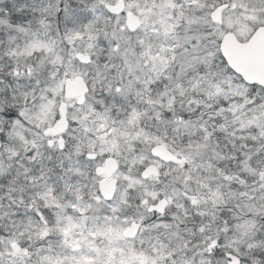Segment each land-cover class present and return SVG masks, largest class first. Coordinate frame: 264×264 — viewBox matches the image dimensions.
Returning <instances> with one entry per match:
<instances>
[{
  "label": "clouds",
  "instance_id": "clouds-1",
  "mask_svg": "<svg viewBox=\"0 0 264 264\" xmlns=\"http://www.w3.org/2000/svg\"><path fill=\"white\" fill-rule=\"evenodd\" d=\"M258 33L264 0H0L3 264L97 221L132 264H264V84L224 55Z\"/></svg>",
  "mask_w": 264,
  "mask_h": 264
},
{
  "label": "snow or ice",
  "instance_id": "snow-or-ice-1",
  "mask_svg": "<svg viewBox=\"0 0 264 264\" xmlns=\"http://www.w3.org/2000/svg\"><path fill=\"white\" fill-rule=\"evenodd\" d=\"M191 3H195V0H190ZM179 3V0H177ZM215 9L210 13L213 20L219 18V9L213 5ZM95 8L92 9V13H95ZM111 12L115 13L118 11L117 8H111ZM129 27H135V18L129 15ZM189 23H196L197 18L193 17L188 21ZM77 35H79L77 33ZM230 38H225L224 46V55L228 57V63L232 64V67L236 69L237 72H242L245 78H256L260 83L264 84V35L257 34V37H253V45L246 46L242 48L240 45L235 44L234 42L229 43ZM257 41L258 44H257ZM103 43V41H101ZM191 43L195 45L196 41L192 40ZM114 48H116L115 40L112 41ZM251 49V50H248ZM258 55L259 62L254 59ZM81 60L87 61V56H81ZM223 60V57H221ZM31 69H29V72ZM74 81H69V90H73L75 86ZM119 91V88H117ZM0 117L11 122L16 118V113L10 109H5L0 112ZM7 128V125L5 126ZM4 139L3 135L0 134V141ZM63 147V145H61ZM102 190H104V185H101ZM110 193L107 190H104V196L107 198ZM163 203V201L161 202ZM108 204L111 205V200H108ZM75 208V205H73ZM151 210V209H150ZM112 211H115V208H112ZM105 224L109 222V217H104ZM135 225H133V228ZM90 236L85 237L83 232L81 236L76 239L66 240L63 244L54 243L49 246L47 249L42 250L38 255L41 257V264H132L131 254L126 256L125 252L120 250L116 244L111 242H106L103 245H100L98 242H93L91 236L99 234L101 236L108 237L110 241L113 236L120 237L129 235L130 231L127 228H116V227H102L97 221L96 227L89 229ZM65 236L70 237V232L65 229ZM3 234L0 233V236ZM12 249L15 252H20L21 249L13 242L11 244ZM24 254L27 255L30 250L24 249ZM119 252V257L116 253ZM143 260V257H141ZM0 264H3V261L0 260Z\"/></svg>",
  "mask_w": 264,
  "mask_h": 264
}]
</instances>
